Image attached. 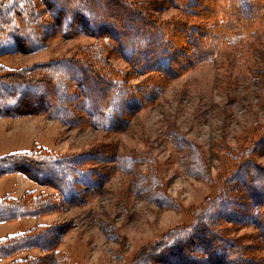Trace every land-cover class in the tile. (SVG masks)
<instances>
[{
  "label": "trees",
  "instance_id": "trees-1",
  "mask_svg": "<svg viewBox=\"0 0 264 264\" xmlns=\"http://www.w3.org/2000/svg\"><path fill=\"white\" fill-rule=\"evenodd\" d=\"M255 1L260 4L246 14L252 7L248 0H166L184 18L161 21L144 3L38 0L49 17L45 23L34 0H0V53L39 49L45 30L65 38L85 34L96 39L80 58L50 60L17 70L0 64V116L46 113L67 124L123 130L136 110L160 95L168 80L211 60L222 44L264 28V0ZM112 56L125 60L130 73L148 77L137 83L128 81L129 73L108 61ZM262 136L260 143H264V131ZM250 154L248 150L232 154V171L222 177L218 194L193 222L144 245L131 264H264V166ZM89 156L44 151L1 156L0 177L22 173L55 188L60 200L41 196L26 200L28 191L20 199L6 196L0 199V221L84 204L104 179L100 168L85 165ZM239 189L250 200L253 213L249 216L237 211ZM242 220L256 228L262 254H250L246 245L223 232L225 222ZM70 228L68 222L38 223L6 236L0 239V258L33 247L51 250ZM44 258L26 255L9 264H37Z\"/></svg>",
  "mask_w": 264,
  "mask_h": 264
},
{
  "label": "rangeland",
  "instance_id": "rangeland-1",
  "mask_svg": "<svg viewBox=\"0 0 264 264\" xmlns=\"http://www.w3.org/2000/svg\"><path fill=\"white\" fill-rule=\"evenodd\" d=\"M34 1L38 16L48 23L43 5ZM125 1L146 4L161 21L184 18L166 0ZM248 2L252 7L246 14H251L260 3ZM44 32L39 49L5 51L0 53V64L17 70L50 60L80 58L96 44L94 37L85 34L65 38ZM4 44L7 42L1 46ZM108 61L115 69L129 73L130 82L148 77L130 73L120 57L112 56ZM263 131L264 28L222 44L211 60L168 80L160 95L136 110L123 130L67 124L46 113L0 116V157L31 151L90 154L85 165L100 168L104 176L84 204L64 206L31 219L34 225L71 224L55 248L20 251L9 263L26 255H45L37 264H131L144 245L193 222L218 194L222 177L232 171V154L248 150L252 152L249 156L264 166ZM25 183L26 188L17 193L11 180H3L0 199H20L28 191L26 200L35 196L60 200L52 186L29 178ZM238 198L239 215H251L250 200L242 189ZM28 225L27 217L2 221L0 239L22 232ZM222 228L246 245L250 254L263 253L253 225L242 220L225 222ZM0 264L6 260L1 259Z\"/></svg>",
  "mask_w": 264,
  "mask_h": 264
},
{
  "label": "crops",
  "instance_id": "crops-1",
  "mask_svg": "<svg viewBox=\"0 0 264 264\" xmlns=\"http://www.w3.org/2000/svg\"><path fill=\"white\" fill-rule=\"evenodd\" d=\"M6 181V180H11V182H13V184H14V186H15V188H16V192L17 193H21L22 192V190H24L26 187H25V185H27L25 182H26V180H27V178H26V176L25 175H23V174H21V173H18V172H15V173H7V174H4V175H2L1 177H0V182H2V181ZM25 184V185H24ZM12 196H14V195H12ZM15 196H17V195H15ZM2 199V198H1ZM28 219H29V225H28V227L25 229V230H27L28 228H30L32 225H34V224H32L31 223V219L32 218H34V217H37V216H26ZM21 218H25V217H20V218H17V219H21ZM17 219H14V220H17ZM14 220H12V221H14ZM0 222H2V221H0ZM24 230V231H25ZM23 232V231H22ZM19 233H21V232H19ZM9 236V235H8ZM2 239V238H1ZM10 258L11 257H6V258H0V260L1 259H4V260H6V264H8L9 263V261H10Z\"/></svg>",
  "mask_w": 264,
  "mask_h": 264
}]
</instances>
